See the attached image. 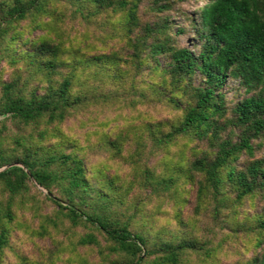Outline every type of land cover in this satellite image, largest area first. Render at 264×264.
<instances>
[{
    "label": "rangeland",
    "instance_id": "rangeland-1",
    "mask_svg": "<svg viewBox=\"0 0 264 264\" xmlns=\"http://www.w3.org/2000/svg\"><path fill=\"white\" fill-rule=\"evenodd\" d=\"M136 6L138 26H130L126 11L111 8L91 16L95 8L90 0H50L49 14L35 22L27 19L10 32H21L12 44L0 43V96L2 84L15 82L28 96L35 90L42 94L46 77L54 85L69 72L72 94L86 89V99L67 110L62 122L45 119L20 124L9 114L0 115V149L7 156L20 155L26 148L38 156L58 152L81 160L85 176L93 191L105 198L107 216L132 231L142 232L152 243L187 239L197 242L198 249L185 251L177 264H259L264 257V186L251 195L234 200V190L226 179L228 169L245 172L255 161L264 169V139L251 138L252 150H240L220 170L218 192L209 187L202 172L192 168L196 160L212 161L223 142L237 144L251 131L234 126V109L249 94L238 80H228L222 88L223 113L205 135H175L164 141L182 120L184 110L193 102L191 87L202 84L193 76L181 84L171 82L166 57L156 69L145 59L139 70L131 63L133 39L143 34L144 25L151 28L167 23L160 39L170 36L173 45L198 51L199 40L192 20L198 19L205 0H128ZM80 3L81 11L77 10ZM166 7V8H165ZM42 28H33L37 23ZM183 30L177 34V30ZM47 38L62 47L63 64L55 74L35 73L25 52L30 44ZM29 43L25 45V41ZM33 42V43H32ZM77 52V53H75ZM111 54H116L113 58ZM107 60L106 72L93 56ZM111 56V57H110ZM15 57V59H11ZM109 69V70H108ZM20 142V143H17ZM20 144V145H19ZM18 166L11 162L0 167ZM9 167V168H11ZM28 175V174H27ZM25 187L10 194L0 182V216L8 209L12 220L1 225L9 232L8 244L0 255V264H124L127 258L110 252L108 242L97 230L82 223L73 225L49 199L64 200L57 184L49 190L40 187L28 175ZM260 182L256 178V184ZM49 198V199H48ZM93 233L98 245H80V238ZM154 256H147L152 260Z\"/></svg>",
    "mask_w": 264,
    "mask_h": 264
},
{
    "label": "trees",
    "instance_id": "trees-1",
    "mask_svg": "<svg viewBox=\"0 0 264 264\" xmlns=\"http://www.w3.org/2000/svg\"><path fill=\"white\" fill-rule=\"evenodd\" d=\"M90 1L95 8L94 12L90 13L91 16L110 8L113 11L125 10L130 26L139 25L136 23V6L128 0ZM49 4L50 0H0V43L7 42L6 50L8 44H12L18 37L21 38V32L12 33L10 29L27 19L35 22L47 16ZM77 4V10L82 12V6L80 7L79 2ZM192 22L199 40L197 52L189 47L173 45L170 36L160 39V34L168 29L167 23H164L154 28L144 25L143 34L133 39L132 53L129 55L136 70L146 65L147 58L154 62L152 66L156 69L159 59L166 57L165 67L171 82L176 85L189 80L186 85L191 86L193 76L200 78L202 84L191 87L192 93L188 96L193 103L184 110L179 125L164 136L163 140L166 142L179 134L205 135L216 125L214 118L221 117L223 113L224 98L221 90L228 80H238L246 94L256 89H259V92L264 90V0H205L198 19ZM42 27L41 22L33 26ZM158 33L160 34L157 38ZM176 33L182 34L183 30H177ZM28 41L30 40L25 41V45ZM30 48L32 49L25 52V55L34 65L35 73L45 72L46 76H50L65 64L60 60L62 47L59 43L53 44L47 38H42L38 45L30 44ZM111 56L117 57L116 54ZM112 57L93 56L88 62L96 63L106 72L105 65L108 64L107 60H113ZM74 76L73 71L69 72L57 85L53 84L50 77H46L45 91L39 94L33 90L28 96L22 93L23 87H16L15 82L2 84L0 115L9 114L10 118L24 125L38 123L42 119L49 123L62 122L67 110L86 99L88 92L83 89L77 96L72 94ZM234 112L233 125L244 127L252 134L240 139L237 144L223 142L216 157L208 163L203 160L192 163L194 170L205 175L209 187L214 192H218L222 183L220 170L227 166L228 160L242 149L251 151V138L264 139V97L261 93L240 101ZM11 162L27 169L40 187L49 190L53 184H57L64 200L56 197L48 199L73 225L82 223L102 234L108 242L110 252L121 253L127 258L124 264H177L182 253L195 251L199 247L197 242L187 239H160L153 242V248L149 250L148 238L142 232L132 231L127 224L120 225L107 216V204L103 200L105 196L98 192L91 197L93 189L86 179L81 160L75 156L61 152L38 156L37 152L26 147L20 155L7 156L0 149V167ZM261 165L262 161L252 162L245 172L238 174L233 169L226 170V179L235 192L234 200L242 201L251 195L256 187L264 186V169ZM28 177L18 166L0 172L2 186L12 195L24 189ZM256 178L260 180L258 184ZM3 219L12 220L10 210L6 209L0 216V223ZM260 228L264 229V222ZM8 238L7 228L0 224V255L8 244ZM78 243L98 245L99 241L93 233H89L80 238ZM149 255L154 258L148 260ZM259 264H264V257Z\"/></svg>",
    "mask_w": 264,
    "mask_h": 264
},
{
    "label": "water",
    "instance_id": "water-1",
    "mask_svg": "<svg viewBox=\"0 0 264 264\" xmlns=\"http://www.w3.org/2000/svg\"><path fill=\"white\" fill-rule=\"evenodd\" d=\"M11 166H13V164L8 165V166H5L4 168H2V169L0 170V172H2V171H4V170L8 169V168L11 167ZM27 174L29 175V172H27Z\"/></svg>",
    "mask_w": 264,
    "mask_h": 264
}]
</instances>
